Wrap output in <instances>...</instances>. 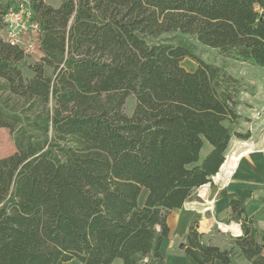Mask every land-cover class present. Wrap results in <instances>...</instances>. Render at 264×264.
Masks as SVG:
<instances>
[{
	"label": "trees",
	"instance_id": "16d2710c",
	"mask_svg": "<svg viewBox=\"0 0 264 264\" xmlns=\"http://www.w3.org/2000/svg\"><path fill=\"white\" fill-rule=\"evenodd\" d=\"M31 3L42 57L30 79L25 52L0 36V129L16 149L0 159V264L162 263L170 214L251 138L234 129L238 79L197 46L264 69V0ZM11 8L0 3V31ZM228 223L242 235L221 247L192 220L184 254L264 264V236L236 200Z\"/></svg>",
	"mask_w": 264,
	"mask_h": 264
},
{
	"label": "rangeland",
	"instance_id": "374dc122",
	"mask_svg": "<svg viewBox=\"0 0 264 264\" xmlns=\"http://www.w3.org/2000/svg\"><path fill=\"white\" fill-rule=\"evenodd\" d=\"M19 1V0H18ZM59 0H45V3L51 6L58 5ZM14 7L16 5V0L13 2ZM37 48H35L31 55H27L25 61L22 63L23 68L22 72L25 79H30L33 74L30 70V65L34 64L39 60ZM197 54L207 63L214 64L226 69L227 72L232 74L240 83L241 89V106L238 109L240 119L234 124V129L242 134H250L251 138L248 141H239L234 140L232 142L231 150L229 155L226 158V162L229 161L230 164H233L232 168H228L223 171L222 169L213 179V185H208L205 189L211 192L210 200L205 201H195L197 195L200 191L198 190L193 194V198L188 200L189 202L185 204V212L190 213L191 220H196L200 222L204 220V216L208 213L213 215L212 210L208 209L212 206L209 204L212 201L221 202L223 195L228 191L229 187L233 185L234 179L237 177L241 169L246 168V163L251 161L255 156L254 153H262L264 155V69L260 67H255L249 63L238 62L231 58H227L224 55L220 54L217 50L206 48L203 46H197ZM182 66L186 70H192L194 66H198L194 61L186 59L182 62ZM51 70L47 71V74L50 75ZM135 97L130 96L125 105V113L131 115L135 108ZM251 150L252 154L246 155L239 161H236V158L239 155L245 153L247 150ZM14 136L9 129L1 128L0 129V159L5 158L9 155H12L15 152ZM209 147L205 146L202 158L208 153ZM256 159V158H255ZM225 162V163H226ZM143 194V193H142ZM144 198V195L141 196L140 201ZM222 208V202L219 206ZM214 208V207H213ZM180 212H173L169 218L168 223L170 226V236L166 239L161 247V252L164 257V262L162 264H180L181 257L185 254L180 248L183 245L184 235L175 236V223L180 217ZM222 216V215H221ZM222 219V217H217V220ZM228 219V218H227ZM189 221V223H190ZM220 228L222 230L228 229V220L220 221ZM227 224V225H226ZM231 224V223H230ZM189 225V224H188ZM233 233L236 235L241 233V229L233 230ZM213 238L211 242L213 244L228 245L231 242V239L234 238L230 231L221 232L219 227L216 226L212 233ZM177 235V233H176ZM235 264H249L245 261L240 253H237L234 256ZM69 264H80L77 260L72 261ZM115 264H120L119 262Z\"/></svg>",
	"mask_w": 264,
	"mask_h": 264
},
{
	"label": "crops",
	"instance_id": "0c3cea01",
	"mask_svg": "<svg viewBox=\"0 0 264 264\" xmlns=\"http://www.w3.org/2000/svg\"><path fill=\"white\" fill-rule=\"evenodd\" d=\"M14 1L15 0H0V3H3V4L11 3L13 5V8H15L17 6L18 0H16L15 7L13 3ZM59 1L60 2L58 3V5L53 6V7H58L61 4L62 0H59ZM196 69L197 67L194 66L193 69L190 70V72H194ZM254 155H257V156H255L251 161L246 163L245 169H241L240 172H238L239 174L234 179L233 185H231L228 191H226L225 194L223 195L222 200H221L222 208L219 207L221 202L212 201V203L209 204L212 207H210L208 210L209 211L212 210L213 215L211 216L210 213H208L204 216V220H201L200 222H198L199 231L203 233L209 240L213 238V235L211 233H212V230L216 226L219 227V230L221 232L230 231L234 238L242 235L241 226L236 223H231L228 225L226 224L228 226V229L226 231L220 228V224H221L220 221H222V219H224V221L228 220L227 218L230 213V203L233 200H236L241 205L245 206L247 215L254 217L257 229L259 230L260 234L264 236V155H262V153H254ZM206 187L208 186H205L204 188ZM143 195H144V198L142 199V201H140L142 205L144 204L145 199L147 197L146 190L143 192ZM192 196L190 198H192ZM208 197L206 198V200H210V197H211L210 191L208 193ZM190 198L188 200H190ZM188 200L185 204L188 203ZM195 200L205 201L202 195H200V193H198ZM184 206L182 209L177 210L178 212L181 213V215L178 218L179 220H177L175 223V232H174L175 236H182V235L185 236L188 231L189 225H190L189 221L192 216H190V213L185 212ZM177 211H174V212H177ZM217 217H222V219L219 218L220 220H217ZM168 226H169V223H168ZM236 226L239 229H241L240 235H235L233 233V227H236ZM170 233H171V230H170ZM218 245L223 246L220 244ZM263 254H264V249H263ZM117 262L122 264L120 260L116 261L115 263ZM162 263H159V264H162ZM180 264H197V263L189 256L184 255L183 257H181ZM217 264H220V263H217ZM232 264H235V259H233Z\"/></svg>",
	"mask_w": 264,
	"mask_h": 264
},
{
	"label": "built area",
	"instance_id": "2783aa9c",
	"mask_svg": "<svg viewBox=\"0 0 264 264\" xmlns=\"http://www.w3.org/2000/svg\"><path fill=\"white\" fill-rule=\"evenodd\" d=\"M34 18L31 0H19L4 17L0 36L5 43L22 49L26 55H31L37 48L40 59L41 31Z\"/></svg>",
	"mask_w": 264,
	"mask_h": 264
},
{
	"label": "bare ground",
	"instance_id": "6f19581e",
	"mask_svg": "<svg viewBox=\"0 0 264 264\" xmlns=\"http://www.w3.org/2000/svg\"><path fill=\"white\" fill-rule=\"evenodd\" d=\"M264 152V151H263ZM252 154V151L249 149L247 150L245 153L239 155L238 158H236V161L241 160L242 158H244L246 155ZM233 164H230L229 161L226 162L223 167L221 168L223 171L227 170L228 168H232ZM219 176V175H218ZM200 195H202V197L204 198V200H206V198L208 197V190L203 188V190L201 192H199ZM200 197V196H199ZM193 198V197H192ZM209 198V197H208ZM196 201V200H195ZM202 201V200H201ZM189 202V201H188ZM238 226V225H237ZM233 227V230L236 231L238 229V227ZM232 228V227H231Z\"/></svg>",
	"mask_w": 264,
	"mask_h": 264
},
{
	"label": "water",
	"instance_id": "95a60500",
	"mask_svg": "<svg viewBox=\"0 0 264 264\" xmlns=\"http://www.w3.org/2000/svg\"><path fill=\"white\" fill-rule=\"evenodd\" d=\"M181 249H183V245H181V247H180Z\"/></svg>",
	"mask_w": 264,
	"mask_h": 264
}]
</instances>
